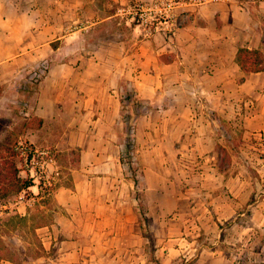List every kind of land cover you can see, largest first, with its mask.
Instances as JSON below:
<instances>
[{"label": "rangeland", "instance_id": "rangeland-1", "mask_svg": "<svg viewBox=\"0 0 264 264\" xmlns=\"http://www.w3.org/2000/svg\"><path fill=\"white\" fill-rule=\"evenodd\" d=\"M171 1L175 25L166 23V17L140 22L136 10L154 6L155 0H0V11L17 24V31L26 24L34 31L47 27L44 33L38 28L35 41H49L53 47L67 44L70 53L101 51L103 62L93 64L91 73L110 78L116 103L107 95L110 107L87 111L65 100L57 117L49 120L42 144L29 143L20 133L25 122L36 126L38 120L25 119L31 117L24 112L29 108L25 92L39 90L51 68L54 83H47V93L63 89L60 67L54 64L59 57L46 54L18 63L11 79L20 91L10 115L0 118V155L23 142L48 150L52 161L41 177L33 176L17 156L20 175L34 185L0 199L4 253L34 264L40 262L34 256L45 242L51 246L48 256H57L59 247L74 248L76 264H264V73L251 77L249 90L226 94L230 103L224 104L210 80L206 86L198 81L197 89L186 79H165L156 92L139 87L132 78L139 61L130 54L140 39L170 38L200 7L214 2L225 4L229 21L237 18L239 24L246 14L240 4H252L251 20L260 26L264 0H202L197 6ZM109 11L136 28L130 46L120 49L128 52V59L119 57V51L113 57L107 53L104 44L112 35L104 23L86 27L76 38L75 50L58 39ZM121 61L129 65L127 70ZM146 65L139 69L154 72ZM39 68L44 74L37 79ZM145 79L154 85L153 76L146 74ZM60 188L69 195L63 205L56 199ZM18 215H26L27 222ZM41 222L47 224L34 231ZM68 256L58 257L57 264L73 261Z\"/></svg>", "mask_w": 264, "mask_h": 264}, {"label": "crops", "instance_id": "crops-1", "mask_svg": "<svg viewBox=\"0 0 264 264\" xmlns=\"http://www.w3.org/2000/svg\"><path fill=\"white\" fill-rule=\"evenodd\" d=\"M114 1L124 4L131 0ZM250 5L252 4H247L246 6L240 4L239 8L246 13L240 24L237 18L232 19L231 22L229 21L230 12H226L225 4L214 2L200 7L198 13L183 26L179 27L170 38L157 35L151 39H140L135 51L130 53L132 54L131 59L134 58L133 61H139L138 68L134 70L136 72L132 78L135 79L139 87L145 90L148 87V90L155 92L159 88V83L165 79H170L177 83H181L186 79L188 86L193 89L198 88V81L202 83V86H206L207 84L205 83L210 80L215 85L214 88L217 93L223 97L224 104H226L225 102L230 103L229 99H225L226 94L229 95L230 92L236 94L242 88L249 90L251 77L264 73V71L245 73L236 61L240 47L264 50V23L258 26V22L254 20L252 22L251 19L254 17H252ZM230 7H235V5H230L229 10ZM261 8L264 12V4ZM117 15L115 11H109L104 18L93 21L89 26H77L73 31L59 36L58 39L67 40L68 47L75 50L77 48L76 38L82 34L86 27L104 23L107 24L108 30L112 35V37L106 38V43L104 44L108 48L107 53L113 57L116 51H119V57L123 54L125 56L123 60L128 59V52L125 53L124 50L121 51L120 49L125 45L130 46L131 34H136V28L130 23L118 21L116 19ZM234 15L236 16V13ZM16 27L17 24L11 23L8 15L0 11V83L3 86V93L0 96V118H7L10 115V108L13 107L11 103L18 100V92L20 90L17 85L19 84L14 83V80L11 79V76L14 75V70L16 71L18 67V63L32 62L47 55L59 57L58 62L54 64L60 67L58 79L62 81L61 87L63 88L59 92L47 93V83H54L51 82L53 79V69L51 68L46 76V82L41 84L39 90L25 92L29 108L25 109L24 112L26 115H31L30 118L25 119L35 118L43 121L42 123L38 122L36 126H29L28 124L26 126L25 122V129L19 136L21 139H25L35 145L42 144L41 136L48 134L45 129L49 124V120L57 117L59 105L65 100H68V102L72 101L79 110L88 111L89 109V111H92L99 110L103 105L107 108L110 107L111 105L108 106V103H106V96L108 95L111 97L114 106H116L114 102L115 90H113L112 82L109 81L110 78L105 80V77L99 78L98 73L93 71L91 73L90 68H92L93 64L99 65L103 62L104 56L100 55L101 51L91 49L90 54L87 55L70 53L67 51V44L53 47L49 41L41 43L40 41H35L34 33L38 28H41L39 30L43 33L48 31L45 25L38 26L36 31H34L32 25L26 24L23 27H19L18 31ZM71 42H74V44H70ZM90 42H93V40H90ZM97 45L99 44H95V47ZM85 63H92V65L85 67ZM148 63L151 66L146 65ZM119 65H124L125 70H127V67L129 68V65L123 61ZM145 65L150 66V69L153 66L154 72L139 69L141 66L144 68ZM146 74H150L154 78L152 87L145 79ZM241 77H245V79L236 81L237 78L240 79ZM99 87L102 88L100 92ZM204 88L207 89V87ZM3 105H6V108L1 112ZM98 119L94 121L96 122ZM58 191L56 193L57 201L62 205L66 204L69 200V195L64 194L61 188ZM55 239L57 238L54 237ZM44 245L47 255L41 257L46 258L44 260L37 259L40 262L47 260L49 264L61 263L56 262V259L68 254L73 256V261L69 260V263L67 261L63 263L76 264V251L74 248L64 250L63 247H59L57 256L49 255V257L51 246H47L45 242ZM48 257L52 258L51 261ZM2 263L16 264L0 258V264Z\"/></svg>", "mask_w": 264, "mask_h": 264}, {"label": "trees", "instance_id": "trees-1", "mask_svg": "<svg viewBox=\"0 0 264 264\" xmlns=\"http://www.w3.org/2000/svg\"><path fill=\"white\" fill-rule=\"evenodd\" d=\"M236 61L245 73H258L264 71V52L261 49L240 47L237 52ZM2 92L3 86L0 83V95ZM136 102L138 103V100H136ZM130 113H134V109H131ZM128 118H131V114ZM37 120L40 123L43 121L42 119ZM17 156H19V153L15 148H8L5 154L0 155V199L21 193L34 185L31 178H24L20 175L21 168L18 166ZM17 218L19 221L24 222L28 220L26 215H18ZM46 224L47 222L45 224L41 222L38 226H34V231L37 227ZM0 243L2 242L0 241ZM18 249L21 253H25L24 248L19 247ZM46 253L47 251L42 244L35 253V260L46 256ZM0 258L16 264H23L19 258L14 257L13 254L4 253L2 250H0ZM34 264H49V262L46 260L45 262H35Z\"/></svg>", "mask_w": 264, "mask_h": 264}, {"label": "built area", "instance_id": "built-area-1", "mask_svg": "<svg viewBox=\"0 0 264 264\" xmlns=\"http://www.w3.org/2000/svg\"><path fill=\"white\" fill-rule=\"evenodd\" d=\"M202 0H188L190 5L197 6ZM142 24H147L149 19L155 21L160 18H167V22L175 25L173 3L171 0H155L154 6H140L135 12ZM158 23V22H157ZM44 74L43 68H39L35 73V77L39 79ZM15 150L19 153L22 159L23 166H26L32 175L42 176L47 171V164L52 161L48 150H40L33 148L26 143L20 142ZM58 173V172H57Z\"/></svg>", "mask_w": 264, "mask_h": 264}]
</instances>
